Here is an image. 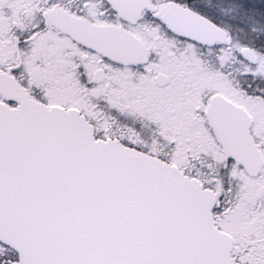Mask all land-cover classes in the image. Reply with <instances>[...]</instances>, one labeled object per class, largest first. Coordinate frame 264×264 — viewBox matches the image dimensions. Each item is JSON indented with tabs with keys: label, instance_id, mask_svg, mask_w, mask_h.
Masks as SVG:
<instances>
[{
	"label": "snow or ice",
	"instance_id": "obj_1",
	"mask_svg": "<svg viewBox=\"0 0 264 264\" xmlns=\"http://www.w3.org/2000/svg\"><path fill=\"white\" fill-rule=\"evenodd\" d=\"M0 264H264V0H0Z\"/></svg>",
	"mask_w": 264,
	"mask_h": 264
}]
</instances>
